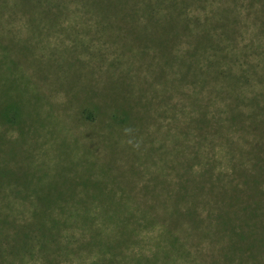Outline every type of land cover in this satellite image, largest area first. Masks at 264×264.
Masks as SVG:
<instances>
[{
  "label": "trees",
  "instance_id": "1",
  "mask_svg": "<svg viewBox=\"0 0 264 264\" xmlns=\"http://www.w3.org/2000/svg\"><path fill=\"white\" fill-rule=\"evenodd\" d=\"M111 5L85 12H115L120 35L107 28L113 21L88 17L80 27L75 18L55 22L74 23L69 30L52 20L29 31L22 19L0 22V60L24 61L0 65V264H264V0ZM72 10L84 11L78 3ZM88 31L91 41L119 44V57L102 65L101 50H90L98 61L90 63L79 55L84 41L64 46L65 36ZM53 32L64 36L48 42ZM66 65L87 67L78 80L107 91L109 81L121 80L102 100L79 94L69 109L84 131L68 135L78 158L74 178L53 202H39L17 179L7 150L22 137L48 158L61 153L60 139L35 122L13 89L8 99V88L20 70L38 85L41 75L44 82L66 75ZM90 153L104 165L99 158L85 165Z\"/></svg>",
  "mask_w": 264,
  "mask_h": 264
},
{
  "label": "rangeland",
  "instance_id": "2",
  "mask_svg": "<svg viewBox=\"0 0 264 264\" xmlns=\"http://www.w3.org/2000/svg\"><path fill=\"white\" fill-rule=\"evenodd\" d=\"M112 1L113 0H0L1 28H3V21L5 20L22 19L25 21V27L28 31L31 29L39 30L40 27L36 24L37 21H39L40 24L41 21L47 20H52L54 28L59 29L64 27L55 24L58 19L71 20V18H75L79 21L76 24L80 27L82 25L80 20L88 17L92 19L95 18V20L100 21H113L107 26V28L116 29L120 35L124 32V30H120L122 29L121 26H113L115 24V20L119 21L121 19L115 12H113V14H89L85 12L90 5L97 8L101 7L104 2L107 3L108 8L111 9L113 8L111 5ZM77 3L78 7L84 10L83 12H75L72 10L76 7ZM68 26L72 28L74 23H69ZM142 26V23L137 24V27ZM70 27H66L64 29L69 30L71 29ZM19 30V28L14 29V32L9 31L5 33V35H15V33ZM101 30L102 26L98 25L96 34H100L102 32ZM105 30L106 29H104V31ZM62 36H64L62 33L53 32V34L48 37V42L55 43L58 39L60 40V37ZM72 36L73 38L65 36L66 38L64 41L66 43L64 46L68 47L73 43L76 44L77 39L84 41V44L87 45V50L79 47V49H81L79 52L81 59H86L88 57V61L90 63L96 62L97 60L89 58L91 57L89 52L90 50L96 52L97 49L101 50V55L105 58V63L101 62L102 65L107 64L111 59L119 57L116 55L119 54L121 49L119 44L98 38L97 36L93 37L91 41L89 40L92 36L90 31L86 34L81 33L78 36H74L72 34ZM156 36L160 37L159 34H156ZM59 45H63L62 41H59ZM136 45L138 46V44ZM64 46L60 48L63 49ZM22 49L23 51L20 49L19 53H21V51L24 52L23 47ZM91 55H93V53H91ZM134 58L136 59L134 61L136 63L137 55ZM121 59L124 64L129 63V60L125 61V57H121ZM12 62H18L20 65L24 64L23 60L21 62L20 55L19 58H15L14 61L12 59L7 60L4 54L1 55L0 65H2V67L5 65L9 66ZM32 62L36 63L35 57L32 59ZM86 68L87 67L81 68L79 66L71 67L70 65H66L64 69L66 75L60 78L52 76L49 78V82H44V78L41 75V82L38 81V85L36 84L34 78H29L31 73L25 74V71L22 72L20 70V72L13 74L11 77V84L8 88L7 98L11 99L13 89L15 92L14 97L20 98L21 101H25V103L28 104V111L32 115H35V122L40 127H48L53 134L57 133V139H60V142L59 140H56L57 144L59 143L56 146L61 145L62 147L61 153L55 150L50 151L48 154V158L50 159L46 156L40 158V156H36V154L32 151V146L28 147V144L26 146L21 144L22 137H20L19 141L12 143L7 150L8 159L18 168V172L16 173L18 174L17 179L30 190H33L35 193V199L39 202H53L54 198H56L53 195L55 193H62L61 190L65 191L64 189L67 188L66 182H69V180L74 178V168L76 169L78 167L74 166L77 164L76 162H78V158L71 155L72 143L68 141V135L70 134V131L73 132L74 136L84 134V131L82 130L83 128L75 127L73 125L72 116L74 113L73 110L69 109L76 106L79 94L84 97L97 96L100 100H102L105 94L116 92L117 84L121 80L118 78L114 82L109 81L111 87L109 91L105 90L95 80H93L95 85L85 84L82 80H78V78L82 74V71H85ZM51 73L55 74V72ZM8 76L9 71L4 78V81L8 78ZM57 92H59L60 96L56 98L57 94L55 93ZM153 113L155 114L154 111ZM160 120L162 121L161 118ZM68 126H70V128H68ZM154 128V124H151L149 127V131L153 134L157 132ZM52 133H46V137L49 139L55 137ZM9 135L15 136L16 131L11 130ZM72 140L73 142L77 141L74 137ZM84 140L86 143H92L94 136L86 134L84 136ZM155 142L159 143V140H156ZM97 151L100 152V150ZM90 155L91 159H85V165H93L95 160L98 158L99 159L96 162L104 165V160H102L99 153H90ZM2 159H4L5 162L7 161L5 157ZM8 167L14 170L16 169L14 167ZM23 173L26 176H31V180L33 179V182L22 179L21 177L24 175ZM85 180L96 181L89 178H85Z\"/></svg>",
  "mask_w": 264,
  "mask_h": 264
}]
</instances>
